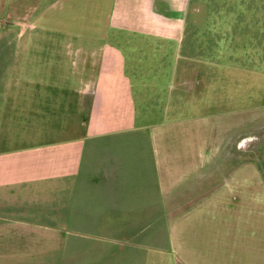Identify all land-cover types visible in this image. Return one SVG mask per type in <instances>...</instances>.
Here are the masks:
<instances>
[{
	"label": "crops",
	"instance_id": "obj_1",
	"mask_svg": "<svg viewBox=\"0 0 264 264\" xmlns=\"http://www.w3.org/2000/svg\"><path fill=\"white\" fill-rule=\"evenodd\" d=\"M97 1L0 0L6 45L27 26L106 40L92 49L59 46L66 61L57 65L69 61L73 76L26 72L42 63L2 59L19 72L0 74V263L40 259L47 252L41 243L69 241L78 254L97 248L139 264H264V170L253 155L235 152L238 141L223 133L240 126L213 120L200 95L216 91L211 67L238 70L232 35L244 17L240 1L247 5L249 82L264 85V0H230L225 16L215 5V34H230L231 42L216 38L212 58L192 57L196 42H177L199 33L205 0ZM258 5L261 19L253 14ZM129 35L173 43H128ZM133 49L176 56L143 63L129 56ZM178 66H199L198 77L189 71L176 80ZM233 75L226 81L237 89Z\"/></svg>",
	"mask_w": 264,
	"mask_h": 264
},
{
	"label": "rangeland",
	"instance_id": "obj_2",
	"mask_svg": "<svg viewBox=\"0 0 264 264\" xmlns=\"http://www.w3.org/2000/svg\"><path fill=\"white\" fill-rule=\"evenodd\" d=\"M216 2V3H215ZM94 3L96 7L100 5L99 1L94 0ZM257 3V2H256ZM238 4V10L242 12V15L244 17L238 19L237 29L239 33L233 34L232 37L235 39V45H238L239 51H238V70L237 72L235 70L232 71V67L230 66H223L219 68L211 67V71L214 69V75L217 74V88L216 91H209L207 94L202 93L201 98L205 99L206 101V108L204 111L213 119V120H219L221 122L228 123L233 128L238 125L239 130L235 131H225L224 137L226 139H232V141H238V148L237 151H235L238 154H248L253 155L256 162L261 165V168H264V161L262 160L263 157V150H264V85L261 82H249V74L247 73V65H246V51H245V44L247 42V35H246V16H247V5L245 2L240 1L239 3L235 2V5ZM215 5L218 6V9L223 10L225 16V10L227 8L229 9L230 6V0H205L204 1V11H206V19L203 24H200L199 27V33L195 34L196 36L193 39V36L189 33L182 36H180V39L177 41L180 45L188 42H196V46L194 50H191L190 53L191 56L194 58L198 57H207L212 58L214 56L215 50L213 43L216 41L223 42L224 45L229 44L231 42V35L230 34H222L221 38L219 36L217 37L214 31L216 22L218 19L214 17L215 12ZM259 6V5H258ZM254 15L261 19V12H260V6L259 11L256 7H254ZM224 18V17H223ZM7 17L3 14H0V33L4 32L7 24H6ZM224 20V19H223ZM60 22V21H58ZM224 26L225 21L223 22ZM59 25V23H58ZM104 24V19L101 17H96L95 19V27L101 28ZM25 26V25H24ZM28 30L25 36L19 40H15L10 45H6L5 42H3L5 38V34H0V74L3 73H13V72H19L17 71L18 68H14L11 65L12 61L14 60H22V59H30L32 61H38L42 63L40 66H27L26 72H29V70H33L32 72H35V70L38 73H56V74H64V75H72L71 70L73 69V72L76 67H72L70 63L66 62V64L57 65L58 59L62 57V54L60 53L61 50H59L60 45H65L67 41L72 42L73 45H77L79 43L82 44H88L89 48H98L103 43L106 42L103 35H94V40H89L87 42V38L84 35L83 39H81L80 35H66L62 33H45V31L40 30L39 28L34 29L33 27L27 26ZM34 29V30H33ZM189 29H187L188 32ZM31 31V32H30ZM21 36V35H20ZM79 37V38H78ZM111 37V36H110ZM128 43H136V41H151V42H157L165 41V42H171L167 39H159L154 37H147L145 35H139L138 40H136V36H128L126 37ZM108 41V40H107ZM226 43V44H225ZM43 44V45H42ZM41 45V48L39 47ZM203 45V46H202ZM207 45V46H206ZM200 47H203V50H200ZM40 48V49H39ZM46 48V49H43ZM47 48H50V50H47ZM56 50H55V49ZM55 51H58L56 53ZM163 51L159 50V56H142V51H135L134 49L130 51L129 56L134 59H138L142 61L143 63H146L149 59L151 60H158V61H171V59L175 58L176 55L170 54L169 50L164 51L165 54L162 53ZM224 52L226 53V50L224 49ZM155 53V51H154ZM176 53V50L174 51V54ZM61 55V56H60ZM63 55V62L66 61V58ZM147 58V59H145ZM6 60L4 65H2V61ZM50 61L49 64L46 65V61ZM145 60H147L145 62ZM60 62V61H59ZM62 62V60H61ZM29 68V70H28ZM31 68V69H30ZM160 69H166V66H158ZM234 68V67H233ZM144 69V68H143ZM189 71H186L190 75V79L194 77H198L200 67L199 66H191L188 67ZM185 70H187L185 67L183 69L182 66L176 67L175 74L177 75L176 80H182L183 75L186 74ZM218 70V71H217ZM210 71V73H211ZM144 74H148L147 72H142ZM151 73V72H150ZM231 73H233V79L235 78V74L237 73V77L239 78L238 81V88L235 87V82H228L226 80H229L231 77ZM73 76V75H72ZM222 78L220 79V77ZM206 76H203L201 74V80L203 81L206 79ZM250 85H253V87H250ZM258 89V90H257ZM263 91L262 93L259 92ZM200 98V99H201ZM201 101V100H200ZM203 101V102H205ZM176 105L182 106L181 101H176ZM193 112V111H192ZM189 111V114L192 113ZM254 117V118H253ZM253 119V120H252ZM253 121V122H252ZM235 148V145H234ZM59 229L62 228H68V227H57ZM55 227H51V229L54 231ZM57 231V229H56ZM56 231L52 232L53 234H57ZM68 234H70L69 231H67ZM30 243H28L29 245ZM37 243H31V246H34ZM63 245L60 249H53L51 246L56 245ZM41 245H45V248H47V252L45 253V256L39 258H23V259H15L14 264H84L87 262L88 264H132L135 260H137L138 264L140 259L139 258H121V259H113L109 258L107 255H103L97 248L95 249H86L79 251L78 254L77 251L74 254L72 249L70 248L72 243L69 241L66 242H57V243H41ZM159 250L166 251V245L164 240H160L157 244ZM109 258V259H108ZM87 260V261H86ZM85 261V262H84ZM119 261V263H117ZM3 264V263H0ZM6 264H12L10 262H7ZM86 264V263H85ZM134 264V263H133ZM161 264V263H160Z\"/></svg>",
	"mask_w": 264,
	"mask_h": 264
},
{
	"label": "trees",
	"instance_id": "obj_3",
	"mask_svg": "<svg viewBox=\"0 0 264 264\" xmlns=\"http://www.w3.org/2000/svg\"><path fill=\"white\" fill-rule=\"evenodd\" d=\"M263 170H264V168H263Z\"/></svg>",
	"mask_w": 264,
	"mask_h": 264
}]
</instances>
